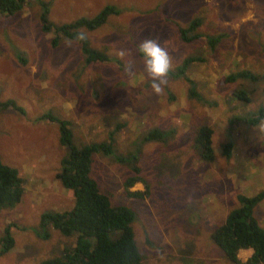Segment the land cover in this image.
<instances>
[{"label": "rangeland", "instance_id": "1", "mask_svg": "<svg viewBox=\"0 0 264 264\" xmlns=\"http://www.w3.org/2000/svg\"><path fill=\"white\" fill-rule=\"evenodd\" d=\"M45 1L55 24L92 17L108 4L119 13L96 29H82L90 45L107 55L92 63L84 61L80 43L68 47L70 39L61 36L52 44L55 33L42 29L36 0L12 15L0 13V101L12 99L23 109L0 108V158L17 169L24 186L20 202L0 209V236L5 225H15V244L0 255V264H39L74 244L75 236L52 225L47 238L39 232L43 212L74 203L56 177L67 149L58 123L40 118L48 112L69 122L77 145L107 140L115 131L114 153H95L90 174L112 205L133 210L131 227L144 264H234L212 232L237 205V194L264 188V119L256 125L241 120L264 105V0ZM196 17L200 37L183 40L179 28ZM219 34L211 49L207 37ZM146 39L156 40L172 59L159 95L152 93L138 53ZM121 48L130 56L120 59ZM187 57H196L184 74L191 86L178 76ZM244 71L249 74L226 77ZM205 125L213 129L211 162L201 160L194 146L197 127ZM153 128L164 130L166 139L144 141ZM227 142L230 157L223 151ZM129 154L138 156L149 184L144 199L125 194L131 165L116 156ZM143 188L139 182L132 187ZM254 216L264 228V200Z\"/></svg>", "mask_w": 264, "mask_h": 264}, {"label": "trees", "instance_id": "2", "mask_svg": "<svg viewBox=\"0 0 264 264\" xmlns=\"http://www.w3.org/2000/svg\"><path fill=\"white\" fill-rule=\"evenodd\" d=\"M27 0H0V13L6 16L21 10ZM41 7L39 20L44 31H53L55 36L52 44L55 45L61 36L72 39L74 34L82 29L93 30L104 24L112 14H118L119 9L114 4L105 5L92 17H80L72 22L55 24L48 19V2L36 0ZM201 19L193 18L185 27L179 28L180 37L185 41H192L200 37L198 27ZM223 34L207 37V43L211 49L220 41ZM81 51L86 63L104 61L107 55L90 45L89 39L80 42ZM22 62L24 59L18 57ZM196 60V57H187L178 68V76L185 74L188 66ZM249 73L230 74L226 77L234 80L235 76ZM190 86L192 80L184 75ZM253 78H255L253 76ZM240 97L249 100L248 94L237 91ZM23 109L12 99L0 101V108ZM40 118H48L59 125V141L67 149V154L60 160V169L56 173L57 179L63 187L69 189L74 197L72 208L64 211H46L40 216V234L47 238V225H52L65 236H75L74 244L65 246L59 257H53L41 261L39 264H144L142 254L134 238L131 223L134 212L124 205H112L109 196L100 190L97 181L91 176L93 155L102 153L111 155L114 153V134L112 131L107 140L90 142L77 145L72 138L69 122L57 118L52 113H44ZM264 119V105L259 108L257 114L242 117L243 122L256 125ZM213 129L210 126H198L194 136V146L200 150V159L211 162L214 158L212 148ZM166 132L159 128L149 130L143 137L144 141L165 140ZM231 142L224 145V154L231 155ZM139 151V147L135 149ZM116 159L129 163L132 173L123 181L124 191L127 197L144 199L149 195V184L141 175L138 165V156H116ZM142 183L143 189H132L137 183ZM24 192L23 180L16 168L2 162L0 158V209L11 208L20 202ZM237 206L232 208L224 222L212 232V240L217 244L225 257L234 264H261L264 262V228L254 216L255 207L264 200V188L254 195L237 194ZM14 223H8L3 228L0 236V255L10 251L15 240L12 235ZM251 248L252 255L245 261L240 260L238 251Z\"/></svg>", "mask_w": 264, "mask_h": 264}, {"label": "clouds", "instance_id": "3", "mask_svg": "<svg viewBox=\"0 0 264 264\" xmlns=\"http://www.w3.org/2000/svg\"><path fill=\"white\" fill-rule=\"evenodd\" d=\"M87 39V33L81 30L76 32L72 39L66 41V46L71 47L74 43H80ZM138 53L143 62V72L150 81L152 93L155 95L162 94L168 83L169 72L173 69L172 59L168 51L161 47L156 40L146 39L139 44ZM116 55L120 59H125L130 56V53L121 48L116 51ZM261 127H264V122H262Z\"/></svg>", "mask_w": 264, "mask_h": 264}, {"label": "crops", "instance_id": "4", "mask_svg": "<svg viewBox=\"0 0 264 264\" xmlns=\"http://www.w3.org/2000/svg\"><path fill=\"white\" fill-rule=\"evenodd\" d=\"M237 200V199H236ZM238 204V203H237ZM259 205V204H258ZM237 206V205H236ZM257 207V206H256ZM255 207V208H256ZM255 210V209H254ZM228 214V213H227ZM226 214V216H227ZM225 216V218H226ZM252 252L253 250L251 248H246V249H240L238 251V256L240 255L242 258H245V260H247L251 255H252ZM245 260H242V261H245Z\"/></svg>", "mask_w": 264, "mask_h": 264}]
</instances>
